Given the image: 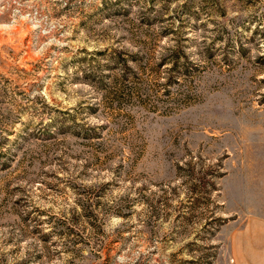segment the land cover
<instances>
[{"label":"rangeland","instance_id":"374dc122","mask_svg":"<svg viewBox=\"0 0 264 264\" xmlns=\"http://www.w3.org/2000/svg\"><path fill=\"white\" fill-rule=\"evenodd\" d=\"M264 223V0H0V264H235Z\"/></svg>","mask_w":264,"mask_h":264},{"label":"crops","instance_id":"0c3cea01","mask_svg":"<svg viewBox=\"0 0 264 264\" xmlns=\"http://www.w3.org/2000/svg\"><path fill=\"white\" fill-rule=\"evenodd\" d=\"M246 239L234 244L235 264H264V223L247 231Z\"/></svg>","mask_w":264,"mask_h":264}]
</instances>
